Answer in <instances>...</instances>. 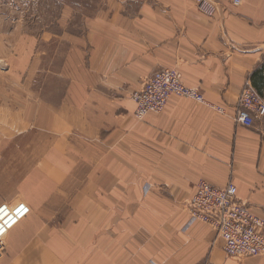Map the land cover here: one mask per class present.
Segmentation results:
<instances>
[{
	"label": "crops",
	"instance_id": "0c3cea01",
	"mask_svg": "<svg viewBox=\"0 0 264 264\" xmlns=\"http://www.w3.org/2000/svg\"><path fill=\"white\" fill-rule=\"evenodd\" d=\"M22 1L0 0V203L30 213L0 264H264L226 256L183 205L199 180H232L264 217V116L234 118L246 79L264 99V0H210L213 16L196 0ZM165 66L206 103L173 95L137 119L134 91Z\"/></svg>",
	"mask_w": 264,
	"mask_h": 264
},
{
	"label": "built area",
	"instance_id": "2783aa9c",
	"mask_svg": "<svg viewBox=\"0 0 264 264\" xmlns=\"http://www.w3.org/2000/svg\"><path fill=\"white\" fill-rule=\"evenodd\" d=\"M199 10L213 16L216 6L210 0H196ZM240 4V0H233ZM185 96L206 103L204 93L184 83L180 70L163 67L147 76L141 87L134 91L132 99L137 119H144L152 111H162L168 99ZM223 112V108L216 107ZM257 116H264V99L250 79H246L237 99L235 119L252 127ZM196 193L183 205L189 215L188 226L198 221L215 229L223 241L226 256L242 261L246 257L264 256V217L254 213L247 201L239 198L236 184L229 180L221 187L199 180ZM30 213L24 201L0 203V256L6 250L10 231Z\"/></svg>",
	"mask_w": 264,
	"mask_h": 264
},
{
	"label": "rangeland",
	"instance_id": "374dc122",
	"mask_svg": "<svg viewBox=\"0 0 264 264\" xmlns=\"http://www.w3.org/2000/svg\"><path fill=\"white\" fill-rule=\"evenodd\" d=\"M72 3H74V8H76L77 13H85V14H92L98 7L99 0H68ZM99 1V2H98ZM23 5L28 6L31 5L34 9H42L44 6V3L46 4H52V6L55 8L58 4L55 2V0H52L51 3L48 1L44 2L43 0H24L21 2Z\"/></svg>",
	"mask_w": 264,
	"mask_h": 264
}]
</instances>
